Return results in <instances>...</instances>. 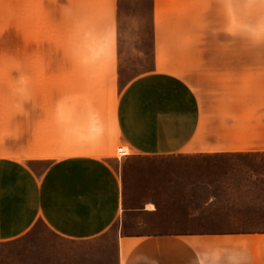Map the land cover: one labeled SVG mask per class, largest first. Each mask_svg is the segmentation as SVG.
<instances>
[{
  "label": "crops",
  "instance_id": "1",
  "mask_svg": "<svg viewBox=\"0 0 264 264\" xmlns=\"http://www.w3.org/2000/svg\"><path fill=\"white\" fill-rule=\"evenodd\" d=\"M150 2L149 50L134 33L111 64L153 69L119 99L90 100L87 58L0 57V246L47 231L20 264H264V230L204 228L246 191L222 166L264 153V0ZM198 71L213 74L204 93Z\"/></svg>",
  "mask_w": 264,
  "mask_h": 264
},
{
  "label": "rangeland",
  "instance_id": "2",
  "mask_svg": "<svg viewBox=\"0 0 264 264\" xmlns=\"http://www.w3.org/2000/svg\"><path fill=\"white\" fill-rule=\"evenodd\" d=\"M150 7V0H0V57L87 58L90 61L85 67L93 89L90 100L119 99L130 79L153 69L149 58L144 59L145 63L141 59L140 63L133 60L111 64L118 56L117 41L133 37L134 33L146 40L145 50H149ZM96 58H105L109 65H101ZM103 67L107 68L106 75L101 72ZM98 77L105 79H93ZM212 77L207 71H198L190 74L188 81L198 93H204ZM114 157L118 158L117 149ZM204 167L205 184L216 188V160H205ZM222 167H230L237 174L230 182L221 183L246 186V191L236 194L237 202L230 203L235 207L232 210H206L204 228L216 230L213 222L218 216L235 218L246 229L264 230V153L240 156L230 166ZM210 195L205 194L206 200ZM35 232L38 238L29 236L0 246L11 251L13 264H20L22 252L37 248L47 238L45 229L38 227Z\"/></svg>",
  "mask_w": 264,
  "mask_h": 264
},
{
  "label": "built area",
  "instance_id": "3",
  "mask_svg": "<svg viewBox=\"0 0 264 264\" xmlns=\"http://www.w3.org/2000/svg\"><path fill=\"white\" fill-rule=\"evenodd\" d=\"M118 159H123L129 155V152L124 147L117 148Z\"/></svg>",
  "mask_w": 264,
  "mask_h": 264
},
{
  "label": "bare ground",
  "instance_id": "4",
  "mask_svg": "<svg viewBox=\"0 0 264 264\" xmlns=\"http://www.w3.org/2000/svg\"><path fill=\"white\" fill-rule=\"evenodd\" d=\"M128 151V150H127Z\"/></svg>",
  "mask_w": 264,
  "mask_h": 264
}]
</instances>
